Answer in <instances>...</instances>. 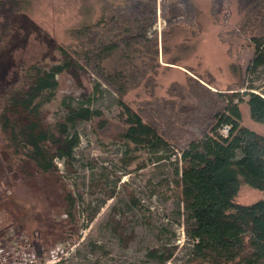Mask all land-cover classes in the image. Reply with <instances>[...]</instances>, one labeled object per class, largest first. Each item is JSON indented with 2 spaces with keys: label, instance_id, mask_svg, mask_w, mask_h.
<instances>
[{
  "label": "rangeland",
  "instance_id": "rangeland-1",
  "mask_svg": "<svg viewBox=\"0 0 264 264\" xmlns=\"http://www.w3.org/2000/svg\"><path fill=\"white\" fill-rule=\"evenodd\" d=\"M239 10L236 0H32L15 20L11 48L0 55V100L19 63L50 64L61 59L57 47L77 49L76 70L58 76L55 97L44 106L50 122L66 114L62 100L79 116L73 158L56 160L77 200L75 221L50 183L39 177L25 186L0 151L6 162L0 196L30 203L34 189L40 197L35 217L45 220L48 207L68 231L47 241L48 230L35 224L0 225L6 249L0 264H215L225 247L205 238L186 200L182 151L197 150L210 133L215 112L227 104L224 92L240 94L242 124L264 135V120L251 119L246 104L250 84L264 98V66L247 69L251 36L264 42V0L259 11ZM126 11L135 15L133 24L124 21ZM131 24L141 31L129 37ZM155 42L161 66L154 79L128 90L145 75L150 54L138 79L132 66L125 70L123 59L112 56ZM174 59L179 62L169 63ZM253 194L243 187L238 198Z\"/></svg>",
  "mask_w": 264,
  "mask_h": 264
},
{
  "label": "trees",
  "instance_id": "trees-1",
  "mask_svg": "<svg viewBox=\"0 0 264 264\" xmlns=\"http://www.w3.org/2000/svg\"><path fill=\"white\" fill-rule=\"evenodd\" d=\"M31 3L32 0H0V55L11 48L15 20L27 11ZM236 4L245 15L246 12L259 11L260 0H236ZM123 15L124 21L134 23L135 15L132 12L126 11ZM132 24L126 32L129 37L141 31L139 26ZM102 36L97 35L93 41L101 40ZM251 39L253 53L247 69L256 71L264 66V42L256 36H251ZM81 44L91 45L90 42ZM57 49L61 59L56 62L19 63L15 79L0 100V151L6 152V162L15 168L25 186L33 187V182L39 177L50 183L52 192L63 203L67 219L74 222L77 200L62 181L56 160L69 162L73 158V149L79 137L72 128L79 116L72 106L62 100L66 114L50 122L46 119L44 106L55 97L59 87L58 76L68 69L76 70L74 57L78 51L62 46ZM152 51L154 55L150 53ZM145 53L150 54V64L145 75L140 76L137 69L148 62ZM119 58L123 59L125 70L128 66L133 67L130 74L134 78L140 76L129 85L128 90L149 84L161 66L157 42L147 48L136 46L131 55L121 52L112 56V59ZM175 62L179 61L174 59L169 63ZM235 68L233 63L230 64L231 73ZM189 79L192 86L195 82L191 77ZM247 88L249 116L262 121L264 98L252 91L253 84ZM223 94L228 98L227 104L215 112V123L210 133L201 138L197 150L182 151L183 180L189 186L186 200L190 202L205 238L220 242L226 248H222L220 257L214 259L215 264H264V135L242 124L240 94ZM225 126L228 131L224 135L221 129ZM6 162L0 152V181ZM243 187L254 193L251 200H239L238 195ZM31 195L34 198L30 203L19 202L11 194L1 195L0 213L3 219L0 225L11 223L25 229L29 223L35 224L38 229L48 230L47 241H50L49 236L52 239L68 232L63 231L61 223H56L49 211L45 210L48 207L42 208L45 220L36 218L33 210L40 205V197L34 189ZM58 229L62 230L59 232ZM194 264H201V261Z\"/></svg>",
  "mask_w": 264,
  "mask_h": 264
},
{
  "label": "built area",
  "instance_id": "built-area-1",
  "mask_svg": "<svg viewBox=\"0 0 264 264\" xmlns=\"http://www.w3.org/2000/svg\"><path fill=\"white\" fill-rule=\"evenodd\" d=\"M222 129H224V131H228V128L225 126ZM6 249L3 246H0V258L4 257V255L6 254ZM5 259V257H4ZM2 264V263H1ZM22 264H26V262H23Z\"/></svg>",
  "mask_w": 264,
  "mask_h": 264
}]
</instances>
